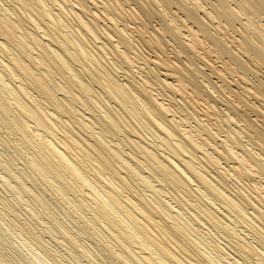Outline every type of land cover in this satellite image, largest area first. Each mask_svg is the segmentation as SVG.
Segmentation results:
<instances>
[{
	"label": "bare ground",
	"instance_id": "6f19581e",
	"mask_svg": "<svg viewBox=\"0 0 264 264\" xmlns=\"http://www.w3.org/2000/svg\"><path fill=\"white\" fill-rule=\"evenodd\" d=\"M3 1L0 120L110 258L264 264V0Z\"/></svg>",
	"mask_w": 264,
	"mask_h": 264
},
{
	"label": "rangeland",
	"instance_id": "374dc122",
	"mask_svg": "<svg viewBox=\"0 0 264 264\" xmlns=\"http://www.w3.org/2000/svg\"><path fill=\"white\" fill-rule=\"evenodd\" d=\"M2 1L0 0V3L5 5L6 3ZM94 88L96 91H99L98 94L103 95V92L99 89L100 87L98 88L95 85ZM3 124L4 126H2ZM3 124L0 120V264H38L39 262H41L39 264H120L114 258H110L106 250V248L115 245L113 240L106 238L103 239L106 240L105 242L90 236L88 229H86L88 228V222L86 223V221H89L88 218H90L89 216L91 214L86 210H74L70 207L71 205L66 202L64 203L65 200L59 195L61 184L57 183L58 180L55 177L53 178L49 174V178L46 176L49 180L45 181L36 176L32 170L30 171L25 164V159L30 156L33 157V151L24 145L23 141L21 142V137L17 138L19 134L16 133L12 126L7 124L6 127L4 121ZM113 137L116 140L122 139L119 138L122 137L121 135H115ZM9 172L12 173L10 174ZM12 175L15 176L13 177ZM17 178H22L19 179L22 182L15 181L18 180ZM32 180L39 182L41 185L34 183ZM48 182L55 183V186L52 185L50 187L51 184L48 185ZM162 187L170 189L165 184ZM70 196L73 199V194ZM174 196L179 197L177 194H174ZM63 204L64 206L66 204L65 208ZM186 206L188 211H193L191 206L188 207L186 204L183 208L181 207V210L186 212ZM84 212L87 213L84 214ZM204 230L211 232L213 236H217L215 230L213 231L210 226L206 225ZM214 238H217L216 240H218L220 245H228L227 247H229L230 242H226L224 239L223 242L222 238L220 239L218 236ZM224 243L227 245H224ZM108 244L111 246H108ZM37 257H39L40 261ZM30 259H33L35 262L30 261Z\"/></svg>",
	"mask_w": 264,
	"mask_h": 264
}]
</instances>
